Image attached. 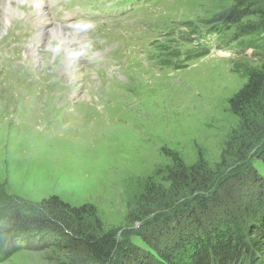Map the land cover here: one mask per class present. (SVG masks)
I'll use <instances>...</instances> for the list:
<instances>
[{
    "label": "rangeland",
    "instance_id": "374dc122",
    "mask_svg": "<svg viewBox=\"0 0 264 264\" xmlns=\"http://www.w3.org/2000/svg\"><path fill=\"white\" fill-rule=\"evenodd\" d=\"M13 1L24 0H0V56L7 54L4 44L10 33ZM247 1L251 0H165L121 20L96 24L98 34L129 28L140 29L137 33L171 28L174 35L165 39L170 45L194 44V53L177 58L179 67L165 64L161 68L156 57L146 60L151 58L148 54L141 61L127 57L125 64L115 69L120 79L127 81L122 89L110 80H100V70L96 71L98 80L90 79L89 69L87 80H78L71 90H63L75 94L71 99L64 94L37 97L32 93L33 89L46 90L35 81H45L51 73L69 71L80 77L83 70L78 57H73L67 68L52 66L53 55L69 40L61 27L66 40L49 32L58 25L53 22L45 41H34L41 51L37 62L5 65L7 60L0 61V73L4 69L0 76V232L12 239L20 236L28 240L32 235L20 225L21 214L36 215L42 201L56 197L69 208L83 209L88 218L94 214L103 233L115 234L123 246L139 245L142 264H163L161 259L148 256L149 246L168 258L175 240L187 237L189 229L199 235L205 229L233 230L236 224L243 229L254 220V212L264 214V191L245 186L251 182L249 163L238 160L236 145L226 144L233 136L238 139L243 125L232 113L230 102L264 66V26L256 24L254 32L240 37L233 33L242 26L251 27L259 14L241 18L224 33L219 22L229 9L245 10ZM23 3L29 4L28 0ZM19 13L23 18L18 22L21 31L35 32L40 22L36 9ZM212 22L215 34L204 29L187 37L195 26L208 27ZM96 37L98 40L99 35ZM54 40L62 45L46 53L47 43ZM32 42L29 40L30 46ZM18 48H23L21 43ZM108 48L97 54L106 55ZM203 48L204 54H199ZM37 66L40 69L35 71ZM30 73L38 76L31 80ZM16 104L25 107L26 117L15 110L12 113ZM15 114L20 121L13 119ZM251 140L243 146L251 144L246 152L252 150L254 168L264 177V165L256 159L262 153L264 157V144L257 148ZM181 175L190 178L183 184L188 192L173 199L174 205L161 213L154 207L172 197L174 186L181 184L174 179ZM197 177H209L211 183L194 192ZM200 201L207 208L205 212L208 206L214 208L204 215ZM255 203L259 204L257 211ZM190 212L196 215L189 216ZM138 235L148 237V243ZM245 236L250 240L253 235ZM25 247L28 250L5 260L0 255V264H56L65 256L53 248L41 252L29 249V244Z\"/></svg>",
    "mask_w": 264,
    "mask_h": 264
},
{
    "label": "trees",
    "instance_id": "16d2710c",
    "mask_svg": "<svg viewBox=\"0 0 264 264\" xmlns=\"http://www.w3.org/2000/svg\"><path fill=\"white\" fill-rule=\"evenodd\" d=\"M261 1L263 2L262 5H258L259 1L257 0L247 1V4L244 2L243 4H246L245 10H239L240 8H238L231 11L229 9L223 18H219V22L234 25L241 18L254 15L255 12V14L260 15L256 19L257 22H252L251 27L248 25L241 27L243 32L252 33L256 30V24L264 26V0ZM214 22H217V19ZM263 98L264 66L261 71L249 77L248 82L230 102L232 113L241 118L240 125H243L241 135H237L238 139H233V136L230 142L226 143L227 146L232 145V148L236 145L237 148L234 150L235 153H239L238 160H245L250 165L251 170H249L248 177L251 182L248 181L245 186H256L261 192L264 191V177L259 176L254 168L252 150L246 152L251 148V144L244 146L243 144L251 137L252 143L258 144L257 148L264 144ZM255 151L258 152V149ZM262 156L263 153L256 159L264 165V157ZM189 179L183 175L176 177L174 180L181 181V184L175 185L173 182L176 191L172 194V197L162 199L161 203L154 208L164 213L172 207L175 201L173 199L180 197V194L188 192V188L184 187L183 184ZM210 181L209 177H197V179H194L193 184L196 186L194 192L206 189L211 183ZM189 185L190 183L187 184V186ZM203 204V201L199 202L200 209H202L204 215L208 212L210 213V210L214 208V206H208L209 209L205 212L207 208ZM255 205L257 211L259 204L255 203ZM36 209L39 212L36 215L33 212H27L24 215L21 214L22 217L19 219L22 228L30 231L29 234L32 235L28 240H24L20 236H15L12 239L0 232V245L2 247L0 255L3 260L8 259L9 256L16 252L28 250L25 245L29 244V249L31 250L45 252L53 248L55 251L65 255L56 264H115V260H117L116 264L118 262L121 264L123 261H130L133 264L143 263L142 255H139L140 253L137 250V248L142 250L141 247L137 245V248H135L134 246L136 245L131 243L130 245L126 243L123 246L115 238V234L110 232L103 233L100 223L94 220V214H90L91 217H89L92 221L88 218L89 214L85 213L83 209L69 208L56 197L42 201ZM261 211L264 213V206ZM190 215L196 214L190 212ZM262 215L264 214L260 216V214L257 215L254 212V220L243 229L238 228L236 224L233 230H230L229 227H221L216 231L209 230L207 232L205 229L203 232L201 231V235L189 229L188 236L182 237L183 242H181V236L175 240L172 253L170 252L168 258L164 255H158V251L150 246L146 253L151 258L154 257L159 261L161 259L164 262L163 264H247L246 262L255 264L257 261L254 260L258 255H262L261 252H264V216ZM194 223L196 224L194 226L200 227L196 221ZM49 233L52 234V237L49 236ZM246 233L253 235L250 240H247ZM37 238L41 240L38 241ZM137 238L143 242L148 243L149 241L148 237L143 235H138ZM148 261L151 262L149 259ZM260 261H264V254Z\"/></svg>",
    "mask_w": 264,
    "mask_h": 264
},
{
    "label": "bare ground",
    "instance_id": "6f19581e",
    "mask_svg": "<svg viewBox=\"0 0 264 264\" xmlns=\"http://www.w3.org/2000/svg\"><path fill=\"white\" fill-rule=\"evenodd\" d=\"M3 1H5V0H3ZM21 1V0H20ZM25 1V0H24ZM24 1H22V2H24ZM14 2V1H13ZM19 2V1H18ZM34 2H36L37 4H40V2H41V0H28V3L29 4H33ZM8 3V2H7ZM8 5V4H7ZM2 6V5H1ZM3 8V7H2ZM1 13V12H0ZM6 13V12H5ZM1 17V16H0ZM6 17V16H5ZM4 17V18H5ZM3 21V20H2ZM6 23H7V21H6ZM0 25H1V18H0ZM6 25H8V23L6 24ZM4 31H5V29H4ZM49 32L50 33H53V36L54 35H58V36H62L63 38H64V36L66 35L65 33H62L61 31H60V25H56V26H53V27H51L50 28V30H49ZM68 34V33H67ZM54 38V37H53ZM52 38V39H53ZM57 38V37H56ZM65 39V38H64ZM66 40V39H65ZM68 40V39H67ZM33 41V40H32ZM60 41V40H59ZM64 43V42H63ZM35 45V44H34ZM75 61V60H74ZM73 63V62H72ZM20 64H22V63H20ZM14 65V64H13ZM72 66V65H71ZM40 69V66H37V69L35 70V71H37V70H39ZM78 70V69H77ZM72 71V70H71ZM75 72V71H74ZM96 82H98V81H96ZM88 94V93H87ZM73 96H75V94L73 95ZM72 96V97H73Z\"/></svg>",
    "mask_w": 264,
    "mask_h": 264
}]
</instances>
